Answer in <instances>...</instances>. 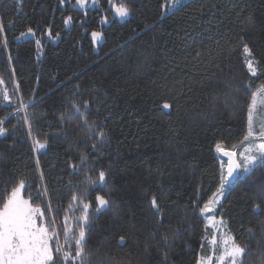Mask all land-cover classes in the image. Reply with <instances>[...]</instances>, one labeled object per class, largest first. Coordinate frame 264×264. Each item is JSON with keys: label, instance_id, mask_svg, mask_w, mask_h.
<instances>
[{"label": "trees", "instance_id": "trees-1", "mask_svg": "<svg viewBox=\"0 0 264 264\" xmlns=\"http://www.w3.org/2000/svg\"><path fill=\"white\" fill-rule=\"evenodd\" d=\"M74 2L0 3V85L11 99L0 97V119L8 129L0 136V195L25 179L22 196L45 210L50 204L49 220L55 216L63 245L73 192L89 187L94 205L98 193L87 178L104 169L107 186L99 194L111 206L99 214L91 209L88 264H195L202 251L212 253L206 242L201 249L213 231L193 202L199 196L202 207L219 185L224 161L214 146L242 148L246 86L251 82L255 91L264 85V0H187L163 17V0H113L131 9L124 22L114 18L108 0H98V8L86 13L75 10ZM69 15L66 29L63 18ZM29 27L35 36L17 39ZM92 31L102 34L96 50ZM241 37L260 63L256 77L245 66ZM85 100L91 101L89 123L105 133L103 143L89 138L76 115L60 118L72 102ZM165 102L169 109H163ZM21 103L28 105L32 134L48 138L39 153L31 151L23 114H10ZM82 153L89 157L84 164ZM262 184L264 169H257L215 206L216 218L247 248L243 264H260L264 252V212L252 211L254 202L264 208ZM153 196L160 213L151 208ZM67 214L75 229L79 210ZM64 247L75 246L70 239Z\"/></svg>", "mask_w": 264, "mask_h": 264}, {"label": "snow or ice", "instance_id": "snow-or-ice-1", "mask_svg": "<svg viewBox=\"0 0 264 264\" xmlns=\"http://www.w3.org/2000/svg\"><path fill=\"white\" fill-rule=\"evenodd\" d=\"M3 0H0L2 3ZM66 0H59L61 5L65 4ZM17 3H21V0H17ZM182 0H163L160 5L161 17L168 9L176 8L177 5H181ZM98 0H91L89 5L88 0H75L73 7H78L83 10L87 7L96 6ZM109 6L112 8L115 16L119 19L127 18L131 14V9L124 2L119 3L117 6L113 0H108ZM19 10V9H18ZM73 17L71 15L63 18V24L65 27L72 23ZM101 23H108V19L102 18ZM249 23L253 24L254 20L249 18ZM4 31L2 24H0V33ZM35 31L29 27L27 32L21 33V37L35 36ZM51 39V31L48 33ZM59 37V33L56 34ZM101 32H91V42L95 46L101 39ZM20 37H17L19 39ZM6 45V41H5ZM36 45L39 48L42 45V41L37 39ZM240 46L242 47L244 54V63L251 77L258 75L260 63L256 59L253 50L249 47L248 43L244 41V38H240ZM200 53L197 52V56ZM0 83L3 80L0 79ZM250 92L249 102L246 105V131L240 140L242 150L237 152L236 146H233L230 150H224L222 144L217 142L214 146L215 151L220 155L227 158L226 162H221L219 185L212 196L200 206V197L193 202V208L199 209V216L210 221L211 228L214 232L210 235L211 240L207 237L204 238V242L201 243V249L205 248V242L210 245L211 251L215 254L216 264H243V256L247 251L245 246H242L231 234L224 231L227 227L223 219H217L215 215L208 216L209 213L215 212V206L220 204V198L225 192L234 186L237 182L248 180L249 177L257 169H264V116L260 115V110H264V85L257 87L255 91L251 89V82L246 86ZM78 94L79 85H76ZM3 101L11 103L10 95L5 89L3 92ZM28 105L21 103L16 109L15 113L11 115H17L22 113L20 117L23 120L25 126L28 129V139L31 141V151L39 153L48 147V138L45 136L43 140L39 135L32 134V124L27 113ZM163 109H169L171 104L168 102L163 103ZM91 108V101L85 100L83 104L71 103V110L65 109L60 113V118L63 119L66 116L76 115L81 121L82 125L86 128L89 138L95 137L99 143L104 142L105 133L102 128L96 125L93 121L89 123L88 112ZM83 109V110H82ZM260 117L259 123H257V117ZM4 119H0V136H3L8 129L4 127ZM15 127V126H14ZM257 127L259 130L257 131ZM92 150L98 151L97 144H92ZM89 159L86 153H82L80 156V164H84ZM73 171H78V165L72 164ZM108 173L104 169L98 171V177H88L87 184L91 185L93 189L97 190L95 195L94 205L91 202L89 187L85 186L80 193L73 192L71 200L68 204V208L65 210L64 216V244L60 242V236L57 231V221L53 215L49 220V213H52L51 206L47 210L43 209L40 205H35L32 197L25 199L21 192L26 187L25 179H18L10 192L5 186L3 194L0 195V264H88L90 260V254L88 253V233L91 230V224L94 220L91 209H95V213L99 214L105 209L111 206L110 200L99 192L103 187L107 186ZM40 195L39 191L37 193ZM44 195H48L47 189H44ZM259 196L264 197V184L259 186ZM151 208L155 213H160V205L155 196L150 201ZM79 210V215L75 216V212ZM252 211L264 212V208L261 207V203L254 202ZM72 213L77 221L75 229L69 226V215ZM249 232L252 229H248ZM215 232L220 233L219 241L216 238ZM74 243V250L69 247V250H65L64 245L69 244V240ZM123 242L124 237H120ZM167 238L165 237V242ZM54 241V244H53ZM165 259L167 253H164ZM195 264H213V256L206 253L198 254ZM260 264H264V252L260 255Z\"/></svg>", "mask_w": 264, "mask_h": 264}, {"label": "rangeland", "instance_id": "rangeland-1", "mask_svg": "<svg viewBox=\"0 0 264 264\" xmlns=\"http://www.w3.org/2000/svg\"><path fill=\"white\" fill-rule=\"evenodd\" d=\"M15 1H17V0H15ZM185 1H187V0H182V3H184ZM88 3H89V5H91V0H88ZM181 3V4H182ZM74 4H75V2H74ZM73 4V5H74ZM179 5H177L176 7H178ZM75 10H78V11H80V12H83V13H86L88 10H93V9H96V8H98V4L96 5V6H91V7H87L86 9H83V10H81V9H79L78 7H73ZM175 8H173V9H168L166 12H170V11H172V10H174ZM111 10H112V8H111ZM113 16H114V18L118 21V22H124L127 18H124V19H119V18H117L116 16H115V14H114V12H113ZM103 24V23H102ZM107 24V23H106ZM106 24H103V25H106ZM70 26V25H69ZM69 26H67V27H65L66 29H68L69 28ZM33 38V36H26V37H21L20 36V38H19V40H26V39H32ZM90 39H91V34H90ZM101 42H102V36H101V39H100V41H98L97 42V44L94 46L93 45V49L94 50H96L97 49V47H98V45L99 44H101ZM0 97H2L3 98V91H2V88H1V85H0ZM260 115L261 116H264V110H260ZM259 119H260V117L258 116L257 117V123H259ZM257 131L259 130V128L257 127V129H256ZM240 150H242V148L241 149H239L237 152H239ZM23 194V190H22V192H21V195ZM221 199V198H220ZM216 214V208H215V212L214 213H209V214H207L208 216H213V215H215ZM216 217V216H215ZM206 220V219H205ZM219 220V219H218ZM206 222H207V226L208 227H210L211 228V226H210V221L209 220H206ZM212 229V231L214 232V229L213 228H211ZM224 231L225 232H227V230H226V228H224ZM215 235H216V238H217V240L219 241V238H220V233L219 232H215ZM210 255H212L213 256V264H216V261H215V254L212 252Z\"/></svg>", "mask_w": 264, "mask_h": 264}, {"label": "water", "instance_id": "water-1", "mask_svg": "<svg viewBox=\"0 0 264 264\" xmlns=\"http://www.w3.org/2000/svg\"><path fill=\"white\" fill-rule=\"evenodd\" d=\"M218 155H219V157H220L224 162H226V160H227L226 157H224V156H222V155H220V154H218Z\"/></svg>", "mask_w": 264, "mask_h": 264}, {"label": "bare ground", "instance_id": "bare-ground-1", "mask_svg": "<svg viewBox=\"0 0 264 264\" xmlns=\"http://www.w3.org/2000/svg\"><path fill=\"white\" fill-rule=\"evenodd\" d=\"M219 154V153H218ZM219 156V155H218Z\"/></svg>", "mask_w": 264, "mask_h": 264}]
</instances>
